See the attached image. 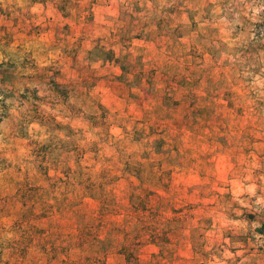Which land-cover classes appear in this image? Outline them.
<instances>
[{"label": "rangeland", "instance_id": "1", "mask_svg": "<svg viewBox=\"0 0 264 264\" xmlns=\"http://www.w3.org/2000/svg\"><path fill=\"white\" fill-rule=\"evenodd\" d=\"M0 264H264V0H0Z\"/></svg>", "mask_w": 264, "mask_h": 264}, {"label": "trees", "instance_id": "2", "mask_svg": "<svg viewBox=\"0 0 264 264\" xmlns=\"http://www.w3.org/2000/svg\"><path fill=\"white\" fill-rule=\"evenodd\" d=\"M1 119V118H0Z\"/></svg>", "mask_w": 264, "mask_h": 264}]
</instances>
